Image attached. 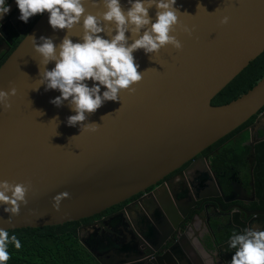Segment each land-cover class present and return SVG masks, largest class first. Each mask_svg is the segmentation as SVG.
Masks as SVG:
<instances>
[{
  "label": "water",
  "instance_id": "1",
  "mask_svg": "<svg viewBox=\"0 0 264 264\" xmlns=\"http://www.w3.org/2000/svg\"><path fill=\"white\" fill-rule=\"evenodd\" d=\"M99 3L98 8L86 6L87 12L105 11ZM122 4L127 6V0ZM177 6L182 14L178 12L180 24L173 35L182 50L168 46L152 57L143 50L134 53L143 80L134 91L121 92L120 102H107L89 116L88 123L99 125L95 133L68 127L67 117L74 113L67 103L61 108L50 103L59 92L40 87L38 64L41 73L44 69L29 37H51L59 44L66 34L53 32L47 14L1 65L0 90L15 87L17 94L10 98V110L0 108V181L30 185V191L27 207L21 205L12 224L0 208V228L39 229L99 216L156 186L257 116L249 128V161L254 165L256 146L264 142L258 135L264 126V77L227 105L215 107L212 102L264 53V0H178ZM12 8L17 9L15 3ZM155 11H150L153 19ZM18 16L17 10L8 24L23 36L28 28H19L23 23ZM225 16L227 25L221 23ZM68 36L77 42L83 23ZM200 169L211 174L202 158L181 179L190 180ZM63 192L69 197L56 211L53 197ZM128 218L134 225L121 212L79 229L81 244L99 264L144 263L132 254L150 239L130 231ZM236 220H229L222 239L228 231H239L242 223ZM113 221L117 226L109 227ZM122 232L130 237L126 243L121 242ZM234 252L224 244L218 247V259L231 264Z\"/></svg>",
  "mask_w": 264,
  "mask_h": 264
},
{
  "label": "clouds",
  "instance_id": "2",
  "mask_svg": "<svg viewBox=\"0 0 264 264\" xmlns=\"http://www.w3.org/2000/svg\"><path fill=\"white\" fill-rule=\"evenodd\" d=\"M14 3L22 23L28 24L32 18L47 14L53 32H66L59 44L51 37L29 38L44 69L41 73L38 64L40 87L44 86L46 92H59L50 103L57 108L67 103L74 113L67 117L68 127L99 131V125L88 123L89 116L107 102H120L121 92L134 91L143 80L134 53L143 50L146 56L152 57L168 46L177 51L183 48L173 35L180 24L178 12L182 14L178 0H127V6L122 0H102L105 11L96 15L89 14L86 6L98 8L99 0H14ZM153 8L154 19L150 15ZM10 13L9 0H0V25ZM81 22L83 36L74 42L68 33ZM221 23L227 25L229 17L225 16ZM184 31L191 35L190 29L185 27ZM53 63L55 67L49 70L48 66ZM16 94L15 87L10 91L0 90V108L10 110V98ZM29 191L30 185L0 181V208L8 215L9 224L19 216L21 205L27 207ZM68 197L66 192L55 195L54 210L59 211ZM227 244L235 250L231 264H264V229L260 225L233 230ZM10 245L16 250L22 247L15 234L0 228V264H8L11 259ZM208 264L216 261L209 260Z\"/></svg>",
  "mask_w": 264,
  "mask_h": 264
},
{
  "label": "flooded vegetation",
  "instance_id": "3",
  "mask_svg": "<svg viewBox=\"0 0 264 264\" xmlns=\"http://www.w3.org/2000/svg\"><path fill=\"white\" fill-rule=\"evenodd\" d=\"M9 3L13 9L14 0H9ZM16 11H11L0 25V64L6 61L20 38L24 39L41 17L38 16L31 24L30 21L21 24L20 29L28 28L22 36L14 26L8 24ZM261 133H264V126L258 133L259 137ZM212 148L156 186L110 209L119 207L118 210H108L87 219L90 222L83 226L125 212L134 222L132 225L130 219H127L126 222H130L128 229L147 235L150 239L149 244L141 242L138 251L132 254L144 258L143 264H208L209 260L222 264L218 259V247L227 244L232 234V230L228 231L227 237L221 238L224 228L229 227V220L232 219L233 223L236 218V221L242 223L239 231L251 227L253 222L264 225V171L255 175L256 162L250 164V155L233 163L222 164L215 157L219 156L218 150ZM202 158L207 160L211 174L204 175L200 169L190 180H182L187 169ZM116 226L114 221L109 225L112 228ZM261 228L264 229V226ZM144 231L148 234L150 231L152 236ZM121 234V242L130 238L127 232ZM91 239L94 243L95 238Z\"/></svg>",
  "mask_w": 264,
  "mask_h": 264
},
{
  "label": "trees",
  "instance_id": "4",
  "mask_svg": "<svg viewBox=\"0 0 264 264\" xmlns=\"http://www.w3.org/2000/svg\"><path fill=\"white\" fill-rule=\"evenodd\" d=\"M22 39L20 38L14 50ZM263 77L264 53L230 83L213 100L212 105L220 107L237 100L250 91ZM256 119L257 116L253 117L241 128L213 146L212 150H218L219 154L215 157L222 161V164L249 157L251 152L248 145L251 139L249 128ZM263 136L264 133H261L260 137ZM261 171H264V142L256 146L255 175L258 176ZM118 208L110 211L113 212ZM88 222L90 220L55 227L10 231L21 241L22 247L16 250L14 246H9L11 259L8 264H99L79 239V229Z\"/></svg>",
  "mask_w": 264,
  "mask_h": 264
}]
</instances>
